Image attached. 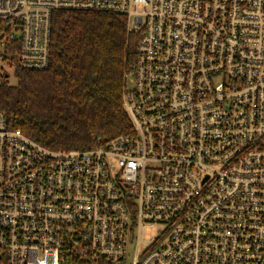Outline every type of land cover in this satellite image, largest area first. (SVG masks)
<instances>
[{
    "label": "built area",
    "instance_id": "obj_1",
    "mask_svg": "<svg viewBox=\"0 0 264 264\" xmlns=\"http://www.w3.org/2000/svg\"><path fill=\"white\" fill-rule=\"evenodd\" d=\"M59 10L140 33L132 130L55 151L0 110V264H264V0H0V85Z\"/></svg>",
    "mask_w": 264,
    "mask_h": 264
},
{
    "label": "trees",
    "instance_id": "obj_2",
    "mask_svg": "<svg viewBox=\"0 0 264 264\" xmlns=\"http://www.w3.org/2000/svg\"><path fill=\"white\" fill-rule=\"evenodd\" d=\"M139 40L123 13L56 11L49 67L19 70L16 83L1 84L0 110L11 128L55 151L93 149L130 132L125 74Z\"/></svg>",
    "mask_w": 264,
    "mask_h": 264
},
{
    "label": "rangeland",
    "instance_id": "obj_3",
    "mask_svg": "<svg viewBox=\"0 0 264 264\" xmlns=\"http://www.w3.org/2000/svg\"><path fill=\"white\" fill-rule=\"evenodd\" d=\"M11 82L14 84L17 82V79L13 78ZM157 230H158V228H148L146 231V237L150 238L151 236H153L156 233Z\"/></svg>",
    "mask_w": 264,
    "mask_h": 264
}]
</instances>
